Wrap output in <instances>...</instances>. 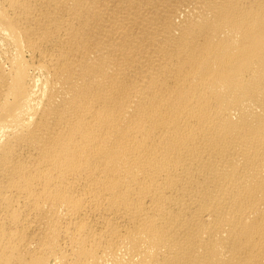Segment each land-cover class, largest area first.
I'll return each mask as SVG.
<instances>
[{
	"label": "bare ground",
	"instance_id": "obj_1",
	"mask_svg": "<svg viewBox=\"0 0 264 264\" xmlns=\"http://www.w3.org/2000/svg\"><path fill=\"white\" fill-rule=\"evenodd\" d=\"M0 264H264V0H0Z\"/></svg>",
	"mask_w": 264,
	"mask_h": 264
}]
</instances>
